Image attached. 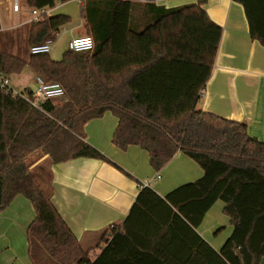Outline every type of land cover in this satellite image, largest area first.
I'll return each mask as SVG.
<instances>
[{
    "label": "trees",
    "instance_id": "obj_1",
    "mask_svg": "<svg viewBox=\"0 0 264 264\" xmlns=\"http://www.w3.org/2000/svg\"><path fill=\"white\" fill-rule=\"evenodd\" d=\"M69 1L73 0H25L28 7L45 11L27 27L26 55L3 49L0 22V215L18 195L33 204L36 218L27 229L32 264H261L264 142L249 134L246 123L197 109L201 92L178 137L114 100L92 101L97 88L113 91L155 61L212 67L223 29L209 17L207 0L174 8L157 5V0H80L85 35L93 38V50H67L60 61L49 52L33 53V47L55 42L72 22L68 15L46 14ZM233 1L244 7L251 38L264 47V0ZM26 66L48 81L59 82L66 98L37 108L4 87ZM109 112L119 121L112 139L116 147L123 151L132 145L141 147L157 171L183 153L203 169L204 176L165 198L144 187L125 224L116 226L107 247L92 260L55 208L52 183L48 185L44 173L47 165L78 158L109 161L87 142L85 133L90 121ZM217 201L224 202V214L234 227L220 252L195 231ZM137 212L156 224L158 214H168L158 224V232L140 233L151 238V244L130 234L129 224ZM181 226L193 231L199 245L208 250L207 261L195 243L194 257L192 251L174 246L171 232Z\"/></svg>",
    "mask_w": 264,
    "mask_h": 264
},
{
    "label": "crops",
    "instance_id": "obj_2",
    "mask_svg": "<svg viewBox=\"0 0 264 264\" xmlns=\"http://www.w3.org/2000/svg\"><path fill=\"white\" fill-rule=\"evenodd\" d=\"M12 1L0 0L1 32H15V35L11 34V43L18 39L16 32L27 29L35 19L33 9L23 0L24 12L18 18L13 13H21L19 3V11L13 10V13L8 6L5 7V12L10 13L9 23L5 25L1 7ZM197 1L157 0L156 4L174 8ZM80 5V0H73L48 10L49 16L64 14L72 19L64 31L68 43L73 38L87 36ZM205 9L223 29L217 59L212 67L155 61L135 72L113 91L97 88L92 101L114 100L163 125L178 137L196 94L201 92L197 109L244 122L249 134L264 142V47L251 38L241 4L233 0H207ZM62 50H68L67 41ZM34 74L36 72L26 66L21 73L9 77V87L22 92ZM118 122L109 112L85 126L87 142L109 161L78 158L51 166L52 202L82 248L90 252L92 260L111 240L110 227L125 224L144 187L152 188L165 198L177 188L204 176L203 169L183 153H178L161 171H157L150 163L149 154L141 147L132 145L124 151L119 149L112 142ZM224 207V202L217 201L195 230L217 252L234 231L231 219L224 214ZM167 215L158 214L157 223L167 220ZM35 218L33 204L22 195H18L1 213L0 264H32L27 229ZM158 224L137 212L129 224L130 234L136 236V241L151 244V238L139 235L142 231L155 234L159 230ZM170 238L177 250L186 249L187 253L194 249V243L200 246L193 231L185 226L175 233L172 231ZM199 249L207 261L208 250L202 246ZM193 254L192 251V257ZM261 264H264V258Z\"/></svg>",
    "mask_w": 264,
    "mask_h": 264
},
{
    "label": "built area",
    "instance_id": "obj_3",
    "mask_svg": "<svg viewBox=\"0 0 264 264\" xmlns=\"http://www.w3.org/2000/svg\"><path fill=\"white\" fill-rule=\"evenodd\" d=\"M13 10L19 11L18 3L14 4ZM45 13V11H39L37 9H33L32 14L34 16V20H39L41 16ZM46 14L49 16V12ZM63 31H66V28H62ZM58 36V35H57ZM54 44L53 40H48L45 45L36 46L31 49L33 53L37 52H49L51 51V47ZM95 44L94 40L90 36L77 37L70 40L68 43V50L73 52H86L93 50ZM4 87H9V81L4 82ZM15 94L22 95L26 100H28L34 107L41 108L42 105L49 100H64L66 98V93L62 85L58 82H50L38 75L37 73L32 76V79L29 80L26 89L22 92H15ZM29 94L31 96H29ZM157 178H160L158 175ZM116 229V226L113 225L110 227L109 236L112 237L113 230Z\"/></svg>",
    "mask_w": 264,
    "mask_h": 264
},
{
    "label": "rangeland",
    "instance_id": "obj_4",
    "mask_svg": "<svg viewBox=\"0 0 264 264\" xmlns=\"http://www.w3.org/2000/svg\"><path fill=\"white\" fill-rule=\"evenodd\" d=\"M15 3H19V6H21V13H19V14L13 13V6H14ZM23 4H24L23 0H13L11 4H6V5L1 7V14H2L3 22H4L5 25H7L9 23V15L8 14H10L8 12H5V7L8 6L11 9V12L13 13V16H16L18 18V16H20V14H23V12H24V9L22 7ZM67 27H68V25L65 26V28H67ZM16 33H18L19 36H18L17 41H13L14 43L12 42L14 45L11 43L10 38H11V34L15 35V32H13V33H10V32L3 33L4 34L3 35V49L8 51V52H11V53L26 55V50L28 48L27 44H26L27 29L26 28L19 29V31L16 32ZM65 41H67V44H68L69 40H68L65 32L63 30H61V32L57 36L56 41L52 45V49L50 51L51 58L54 59L55 61H60L62 59L63 54L66 51V50L65 51L62 50L65 47ZM37 74L40 75L39 73H37ZM40 76L43 77L42 75H40ZM44 79H46V78H44ZM50 82H54V81H50ZM58 102H61V101H58ZM36 164H38V163H36ZM36 164H34V166H37ZM44 175L46 176V180H47V183L49 185L50 184V180H51V177H50L51 176V166L50 165L46 166V170H45ZM5 252H7V250H5Z\"/></svg>",
    "mask_w": 264,
    "mask_h": 264
},
{
    "label": "water",
    "instance_id": "obj_5",
    "mask_svg": "<svg viewBox=\"0 0 264 264\" xmlns=\"http://www.w3.org/2000/svg\"><path fill=\"white\" fill-rule=\"evenodd\" d=\"M48 156L44 157L42 160H40L39 162H37L38 164L41 163L42 161H44ZM36 164V165H38Z\"/></svg>",
    "mask_w": 264,
    "mask_h": 264
}]
</instances>
